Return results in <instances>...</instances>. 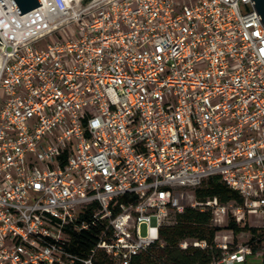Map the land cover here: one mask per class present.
Listing matches in <instances>:
<instances>
[{
  "label": "built area",
  "instance_id": "obj_1",
  "mask_svg": "<svg viewBox=\"0 0 264 264\" xmlns=\"http://www.w3.org/2000/svg\"><path fill=\"white\" fill-rule=\"evenodd\" d=\"M39 3L20 16L0 0V264L98 252L130 264L212 177L242 203L190 207L218 227L263 226L264 23L251 0ZM92 206L100 230L83 257L70 245ZM218 238L215 264H246L249 246Z\"/></svg>",
  "mask_w": 264,
  "mask_h": 264
},
{
  "label": "trees",
  "instance_id": "obj_2",
  "mask_svg": "<svg viewBox=\"0 0 264 264\" xmlns=\"http://www.w3.org/2000/svg\"><path fill=\"white\" fill-rule=\"evenodd\" d=\"M197 203H204L208 199H217L218 203L225 205L230 202L241 204L240 196L218 177L209 178L200 187L194 190ZM82 215L81 219L89 223L86 230L72 234L70 251L83 257L88 256V250L95 245L99 228L91 223V209ZM212 213L209 210L201 211L199 208L184 207L181 213L174 215V223L159 228V238L146 251L132 258L130 264H215L222 258V251L217 247L215 238L223 230L232 232L234 236L248 233L250 239L247 246L251 254L255 255L264 241V223L261 227H251L247 224L237 225L229 219L225 227H218L213 223ZM184 241L204 243L205 247L188 245L181 248ZM230 250L234 251L232 245ZM94 264H113L102 252L93 256ZM261 264H264V259Z\"/></svg>",
  "mask_w": 264,
  "mask_h": 264
},
{
  "label": "rangeland",
  "instance_id": "obj_3",
  "mask_svg": "<svg viewBox=\"0 0 264 264\" xmlns=\"http://www.w3.org/2000/svg\"><path fill=\"white\" fill-rule=\"evenodd\" d=\"M184 198L182 200V203L185 207L189 206L190 203H194L195 197H194V191L191 190H184ZM260 222L258 219L254 216H251L250 219L247 221V225L251 227H261L258 225ZM225 227V226H222ZM145 233V227H142V234ZM218 236L220 235H227L229 236V241L234 249H238L239 247H245L248 244V241L250 239V235L248 233H241L237 236H234L232 232L223 230L222 232L217 234ZM220 239H216L215 242L216 244L219 243ZM263 247H264V241L260 245V249L255 255H250L247 257V262L246 264H261L263 259H264V252H263Z\"/></svg>",
  "mask_w": 264,
  "mask_h": 264
},
{
  "label": "water",
  "instance_id": "obj_4",
  "mask_svg": "<svg viewBox=\"0 0 264 264\" xmlns=\"http://www.w3.org/2000/svg\"><path fill=\"white\" fill-rule=\"evenodd\" d=\"M17 13L22 16L40 6L39 0H10ZM255 12L261 17L264 23V0H251Z\"/></svg>",
  "mask_w": 264,
  "mask_h": 264
}]
</instances>
